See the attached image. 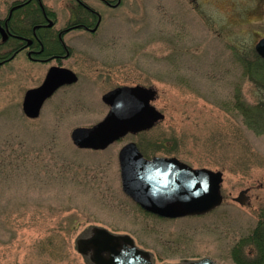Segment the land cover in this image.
<instances>
[{
  "label": "rangeland",
  "instance_id": "1",
  "mask_svg": "<svg viewBox=\"0 0 264 264\" xmlns=\"http://www.w3.org/2000/svg\"><path fill=\"white\" fill-rule=\"evenodd\" d=\"M12 1L0 0L1 15ZM44 2L59 21L67 18V0ZM124 7L97 33L66 36L67 64L79 79L37 118H27L20 101L34 75L15 82L2 74L0 264H91L76 242L93 228L130 236L152 264H236L233 247L264 214V133L245 114L264 125V69L256 79L246 71L264 35V0H125ZM135 85L156 90L162 120L104 150L73 145L72 129L106 115L104 93ZM130 142L146 159L219 171L221 204L174 219L142 210L121 189L118 152ZM242 190L243 205L234 201Z\"/></svg>",
  "mask_w": 264,
  "mask_h": 264
},
{
  "label": "water",
  "instance_id": "2",
  "mask_svg": "<svg viewBox=\"0 0 264 264\" xmlns=\"http://www.w3.org/2000/svg\"><path fill=\"white\" fill-rule=\"evenodd\" d=\"M264 29V20H263ZM264 59V35L254 46ZM59 79L49 72L41 86L26 92L22 111L28 118L39 115L43 101L60 84L77 80L69 69H63ZM156 90L150 87L119 86L101 97L109 107L102 120L89 127H75L70 133L74 146L82 149H104L128 133L148 130L164 115L151 102ZM121 189L146 212L165 218L201 215L222 202L219 171L192 168L175 157L146 159L132 142L118 152ZM246 190L239 192L234 201L243 205ZM77 251L86 255L93 264H152L149 253L134 246L128 235H116L104 228H93L86 238L76 242ZM184 264H215L202 258Z\"/></svg>",
  "mask_w": 264,
  "mask_h": 264
},
{
  "label": "flooded vegetation",
  "instance_id": "3",
  "mask_svg": "<svg viewBox=\"0 0 264 264\" xmlns=\"http://www.w3.org/2000/svg\"><path fill=\"white\" fill-rule=\"evenodd\" d=\"M67 2L68 5L64 8L68 15L61 21L56 11L48 7L44 0H13L7 11L3 15L0 14V82L2 74L5 75L4 78L8 76L15 82H21L31 74L35 78L33 86H25L23 89L20 99L21 111L26 92L41 86L49 72L58 79L63 76L65 68L76 75L67 64L73 55V47L66 41L67 35L72 32L93 35L100 30L103 21L109 15H115L121 9H125V0H67ZM11 62L12 66L2 72L3 67ZM76 77L75 82L57 86L43 101L39 114L48 99L65 86L77 83L79 76Z\"/></svg>",
  "mask_w": 264,
  "mask_h": 264
},
{
  "label": "trees",
  "instance_id": "4",
  "mask_svg": "<svg viewBox=\"0 0 264 264\" xmlns=\"http://www.w3.org/2000/svg\"><path fill=\"white\" fill-rule=\"evenodd\" d=\"M255 63L248 66L246 71L251 78L263 76L264 59L257 54L254 58ZM247 112V113H246ZM245 114L248 116L247 123L251 120V125L255 128L256 133H264V125L259 115ZM232 257L236 264H264V214L260 216L252 232L236 243L232 250Z\"/></svg>",
  "mask_w": 264,
  "mask_h": 264
}]
</instances>
